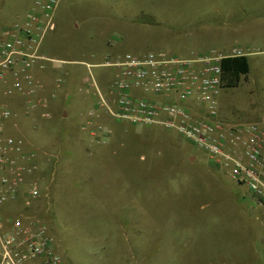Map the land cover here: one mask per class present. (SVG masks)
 <instances>
[{
	"label": "rangeland",
	"instance_id": "374dc122",
	"mask_svg": "<svg viewBox=\"0 0 264 264\" xmlns=\"http://www.w3.org/2000/svg\"><path fill=\"white\" fill-rule=\"evenodd\" d=\"M33 2L4 0L0 29ZM55 22L42 52L66 64L36 67L38 95L0 104L16 115L6 134L37 153L40 198L31 213L47 224L64 264H264V208L247 187L175 133L108 118L81 64L124 52L186 58L242 49L251 72L221 92L220 111L264 127V0H61ZM91 72L107 93L113 72ZM29 100L42 106L30 112ZM91 112L100 117L90 121Z\"/></svg>",
	"mask_w": 264,
	"mask_h": 264
},
{
	"label": "built area",
	"instance_id": "2783aa9c",
	"mask_svg": "<svg viewBox=\"0 0 264 264\" xmlns=\"http://www.w3.org/2000/svg\"><path fill=\"white\" fill-rule=\"evenodd\" d=\"M60 2L34 0L23 18L1 29L0 98L36 97L42 86L34 76L35 68L46 63L66 64L42 52L45 39L56 31ZM3 3L0 0V9ZM245 56L238 48L229 56L210 50L186 58L164 52H124L108 56L99 65L81 64L88 68L86 84L97 96L98 110L108 118L177 134L203 152L213 167L247 187L256 206L264 208L263 124L232 123L223 117L219 104L225 89L223 59ZM93 67L113 72L107 93L96 82ZM26 105L34 112L42 103L29 100ZM15 117L8 106L0 104V264H64L53 247L47 224L31 213L33 202L40 198L38 156L25 139L6 134V124ZM95 117L100 116L89 114L90 121ZM50 118L49 113L42 114V119ZM19 203L22 209L2 211L6 205Z\"/></svg>",
	"mask_w": 264,
	"mask_h": 264
},
{
	"label": "trees",
	"instance_id": "16d2710c",
	"mask_svg": "<svg viewBox=\"0 0 264 264\" xmlns=\"http://www.w3.org/2000/svg\"><path fill=\"white\" fill-rule=\"evenodd\" d=\"M222 68L225 73V88L238 87L242 78L251 72V66L246 56L224 58Z\"/></svg>",
	"mask_w": 264,
	"mask_h": 264
},
{
	"label": "crops",
	"instance_id": "0c3cea01",
	"mask_svg": "<svg viewBox=\"0 0 264 264\" xmlns=\"http://www.w3.org/2000/svg\"><path fill=\"white\" fill-rule=\"evenodd\" d=\"M3 6V5H2ZM33 6V5H32ZM32 8V7H31ZM6 25H9V24H5L4 26H6ZM4 26H2V28L4 27ZM1 28V29H2ZM1 29H0V34H1ZM36 70V69H35ZM35 70H34V72H35ZM35 74V73H34ZM6 102V101H5Z\"/></svg>",
	"mask_w": 264,
	"mask_h": 264
}]
</instances>
